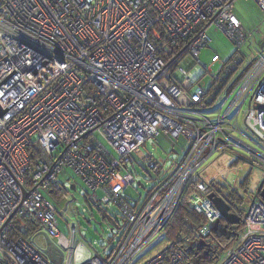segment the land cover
Returning <instances> with one entry per match:
<instances>
[{"label":"built area","instance_id":"1","mask_svg":"<svg viewBox=\"0 0 264 264\" xmlns=\"http://www.w3.org/2000/svg\"><path fill=\"white\" fill-rule=\"evenodd\" d=\"M234 2L0 0V264H134L167 229L188 190L199 219H185L187 231L144 264H189L188 248L200 243L212 253L207 238L224 220L212 194L243 225L214 264H264V201L253 194L239 211L231 199L235 184L222 192L201 171L215 153L237 148L264 170V47L251 59L240 51L211 75L209 88L188 75L210 45L213 24L238 51L248 41ZM256 2L264 11V0ZM246 103L242 129L237 119ZM161 133L174 142L171 152L179 146L182 154L171 157V167L144 154L156 184L144 202L129 201L125 191L137 182L128 169L134 155ZM67 169L100 214L120 210L123 233L108 255L79 239L70 192L59 181ZM54 191L65 197L55 199ZM23 220L25 233L27 221L49 235L58 261L38 233L10 237Z\"/></svg>","mask_w":264,"mask_h":264},{"label":"rangeland","instance_id":"2","mask_svg":"<svg viewBox=\"0 0 264 264\" xmlns=\"http://www.w3.org/2000/svg\"><path fill=\"white\" fill-rule=\"evenodd\" d=\"M233 12L242 23L243 28L245 29L244 32L249 36V39L243 45L241 50L238 51L236 45L224 34L219 26L213 24L207 29V34L211 39L210 45L200 52V62L188 72V75L193 80L201 81L207 88L210 87L211 75L220 73L224 64L232 57L237 56L238 53L242 51L248 59H251L257 51L262 48L260 45L264 43V11L256 0H235ZM190 62L191 61L189 60L184 63L183 67L186 69L189 68L191 64ZM204 66H207V69L210 70L209 73H206ZM233 97L234 96H232L225 104L223 112L226 110ZM246 110L247 103L242 107L237 119L240 128L242 129ZM235 123L236 119L231 122V126L234 127ZM233 135L252 148L258 147L254 141L249 140L247 137H243L238 130H235ZM183 144L184 141L181 139L179 145ZM104 145L109 150L116 153L115 149L107 142H104ZM173 145L174 142L169 137L161 133V135L156 139L147 141L146 145L142 148L141 155H134L135 161L128 169L133 176L137 178V182L129 186L125 191L126 195L132 201L140 199L143 202L156 184V181L154 180L156 176L153 172L148 170L147 162L144 161L143 155L151 154L157 161L165 162L166 167H171V157L175 159L179 153L182 154L179 146H177V153L171 152ZM237 149L238 150L235 152H225L223 154H219L218 152L215 153L202 166L201 171L202 176H205L207 181L219 184V188L226 187V189H231L230 187L235 184L234 187L237 189L239 200L240 202H243L244 208H247V204L251 202V196L258 192L262 182L264 181V170L244 159L239 158L236 152L240 154H243L244 152H242L239 148ZM59 181L64 188L69 190L70 195H73L75 198L68 204V207L71 220L79 226V239L82 240L93 253H98L104 256L108 255L116 248L117 241L121 240L123 229H120V233L118 234L117 225H112L108 219L103 220L102 215L98 212V210L91 207L87 203L82 183L68 169L64 170L60 175ZM138 181H141L145 187H139ZM74 182L77 184L76 190L70 191V186ZM221 191L223 192L224 189ZM104 194L103 190L98 191V195H100V197ZM68 199L71 200V197ZM183 199V201L189 200V203H191L190 199ZM66 207L67 206H65V209ZM105 211L116 221L121 222V215L118 207H107ZM172 222L173 220L170 221L169 226ZM61 229L65 231V227L62 225ZM167 244L169 243H167L166 237L160 236L159 238V236L157 237V235H155L152 237V242L149 243L147 248L135 260L134 264H144L149 259L155 257L158 251L165 248ZM210 244L211 247L215 249L216 245L213 242ZM188 249L192 250L193 248L189 247ZM208 253L210 252L208 251Z\"/></svg>","mask_w":264,"mask_h":264},{"label":"trees","instance_id":"3","mask_svg":"<svg viewBox=\"0 0 264 264\" xmlns=\"http://www.w3.org/2000/svg\"><path fill=\"white\" fill-rule=\"evenodd\" d=\"M262 48L264 47V43L260 45ZM240 158V157H239ZM243 159V158H241ZM135 160V158H134ZM149 170V168H148ZM151 171V170H149ZM152 172V171H151ZM219 185V184H218ZM144 187V185H140L139 187ZM138 187V186H137ZM138 187V188H139ZM142 187V188H143ZM223 188V187H222ZM151 192V191H150ZM149 192V193H150ZM57 192L54 191V198L57 200H60L63 196L65 197V194L60 193L61 195L59 196L56 194ZM190 191L188 190L185 193V196L183 198L185 199H190ZM235 193L233 192V195H231L232 203L235 204V208H237L239 211L241 209V204L243 202H240L239 196L234 195ZM125 198L128 199L129 201H132L126 193L124 194ZM149 195V194H148ZM147 195V197H148ZM146 197V199H147ZM145 199V200H146ZM144 200V201H145ZM184 200V199H183ZM179 204L178 208L175 211V214L172 218L173 222L171 223L170 226L165 229L160 236H164L167 238V243H170L174 241V239H179V236L187 229L183 222L184 219L187 217L190 219L191 223L199 219V216L197 213H195L193 210L190 209L189 207V200H185ZM143 201V202H144ZM135 203H142L140 199L138 200H133ZM231 204V203H230ZM102 218L108 219V221L112 225H118L120 223L119 221H116L111 215H106V213H101ZM24 220L22 222H15V229H13L10 232V237L12 239H16L19 237H30L38 233L40 230V226L37 223H30V222H25L30 226L29 232L25 233L24 230H22L21 226H23ZM178 227V228H177ZM243 229V225L241 221L238 224L231 225L227 221L222 220L218 226V230H212L210 236L207 238V242L210 246V243H214L215 249L212 247V253H208V249L201 246V243L198 245L192 246V250L188 251V256H189V261L192 264H214L215 263V258L219 255H222L224 251H226L232 244L236 241L237 239V232L241 231ZM159 236V238H160ZM222 253V254H219Z\"/></svg>","mask_w":264,"mask_h":264},{"label":"water","instance_id":"4","mask_svg":"<svg viewBox=\"0 0 264 264\" xmlns=\"http://www.w3.org/2000/svg\"><path fill=\"white\" fill-rule=\"evenodd\" d=\"M76 187H77L76 184H73L71 186V190L75 191ZM256 196H260L264 200V181L262 182L261 187L259 188L258 192L256 193ZM210 197L213 199L214 204L222 213V218L225 221H227L231 225L238 224L239 218L230 212V210H231L230 206L228 204H226V202L223 199L216 197V195H214V194L210 195ZM74 199L75 198L72 195L70 202H72ZM219 224H220V221L215 224L214 230H218ZM38 235H41L45 240V243H46V250L45 251L52 256L53 260L58 261L59 259L56 256V252H60V251H59V248L57 247V245L53 242V240L49 237V235L46 232H40V233H38ZM205 245H206L205 243H201V246L204 247ZM189 264H192V263H189Z\"/></svg>","mask_w":264,"mask_h":264},{"label":"crops","instance_id":"5","mask_svg":"<svg viewBox=\"0 0 264 264\" xmlns=\"http://www.w3.org/2000/svg\"><path fill=\"white\" fill-rule=\"evenodd\" d=\"M173 152H175V151L173 150ZM185 219H187V218H185ZM185 219H184V220H185ZM188 219H189V218H188ZM189 220H190V219H189ZM194 222H195V221H194ZM192 224H193V222H192Z\"/></svg>","mask_w":264,"mask_h":264},{"label":"clouds","instance_id":"6","mask_svg":"<svg viewBox=\"0 0 264 264\" xmlns=\"http://www.w3.org/2000/svg\"><path fill=\"white\" fill-rule=\"evenodd\" d=\"M72 191V190H71ZM72 196V195H71ZM227 204V203H226Z\"/></svg>","mask_w":264,"mask_h":264}]
</instances>
